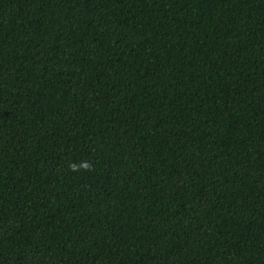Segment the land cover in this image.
Returning a JSON list of instances; mask_svg holds the SVG:
<instances>
[{
  "label": "trees",
  "instance_id": "16d2710c",
  "mask_svg": "<svg viewBox=\"0 0 264 264\" xmlns=\"http://www.w3.org/2000/svg\"><path fill=\"white\" fill-rule=\"evenodd\" d=\"M0 264H264V0H0Z\"/></svg>",
  "mask_w": 264,
  "mask_h": 264
}]
</instances>
